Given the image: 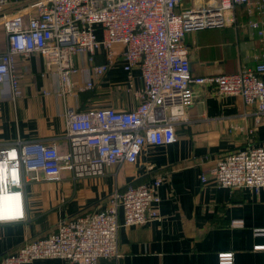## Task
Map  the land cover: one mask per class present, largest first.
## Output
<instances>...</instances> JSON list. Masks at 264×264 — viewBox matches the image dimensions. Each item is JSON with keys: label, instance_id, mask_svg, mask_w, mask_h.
Returning <instances> with one entry per match:
<instances>
[{"label": "built area", "instance_id": "2783aa9c", "mask_svg": "<svg viewBox=\"0 0 264 264\" xmlns=\"http://www.w3.org/2000/svg\"><path fill=\"white\" fill-rule=\"evenodd\" d=\"M238 6L245 8L248 25L261 43V60L234 73L194 75L186 34L236 25ZM0 25L7 42L0 53V83L9 81L13 99L22 94L18 56L42 55L47 69L58 75L57 93L66 96L93 89L95 80L115 67L120 54L127 75L124 91L136 102L129 109L68 110L65 152L54 141L19 139L0 145V199L16 201L13 207H0V222L24 218V185L40 180L41 173L56 181L64 170L77 178L102 175L108 166L136 163L147 145L172 142L177 123L194 102L195 85L211 84L218 94L240 96L244 104L264 113V0H0ZM98 56L104 61H97ZM80 73L86 77L83 84L75 80ZM163 180L158 175L114 189L103 207L61 220L54 232L26 242L3 256L0 264L44 258H58L63 264L117 260L122 225L159 219L158 190ZM201 180L207 177L202 175ZM214 181L229 189L264 187V143L222 154ZM219 264H233L232 252L220 253Z\"/></svg>", "mask_w": 264, "mask_h": 264}, {"label": "crops", "instance_id": "0c3cea01", "mask_svg": "<svg viewBox=\"0 0 264 264\" xmlns=\"http://www.w3.org/2000/svg\"><path fill=\"white\" fill-rule=\"evenodd\" d=\"M185 42L191 72L197 76L234 73L262 58L261 43L248 20L190 31ZM6 46L0 25V53ZM97 59L104 61L103 56ZM121 64L118 54L115 67L106 78L96 79L93 89L63 96L57 93L58 75L47 69L42 55L18 56L22 94L13 99L9 81L0 83V145L19 139L54 141L65 152L68 110L97 105L135 107L133 94L124 91L127 75ZM135 76L140 88L138 71ZM75 80L83 84L86 77L80 73ZM194 91V102L177 123L176 138L169 144L147 145L136 163L108 166L97 176L77 178L67 171L58 181L42 173L40 180L27 181L24 218L0 222V259L28 241L51 234L61 220L103 207L114 189L161 175L159 219L122 225L121 256L102 264H219L222 252H232L233 264H264V234H256L264 230V187L229 189L214 181L216 161L222 154L264 143V113L244 104L240 96L218 94L211 84L195 85ZM202 175L207 177L205 182ZM119 219L123 221L122 209ZM26 264L63 262L44 258Z\"/></svg>", "mask_w": 264, "mask_h": 264}, {"label": "trees", "instance_id": "16d2710c", "mask_svg": "<svg viewBox=\"0 0 264 264\" xmlns=\"http://www.w3.org/2000/svg\"><path fill=\"white\" fill-rule=\"evenodd\" d=\"M237 19L236 23H240L241 20H248L249 16L243 6H238L236 9Z\"/></svg>", "mask_w": 264, "mask_h": 264}, {"label": "bare ground", "instance_id": "6f19581e", "mask_svg": "<svg viewBox=\"0 0 264 264\" xmlns=\"http://www.w3.org/2000/svg\"><path fill=\"white\" fill-rule=\"evenodd\" d=\"M16 204L15 200H11L8 198H2L0 199V207L3 208H9V207H13Z\"/></svg>", "mask_w": 264, "mask_h": 264}, {"label": "rangeland", "instance_id": "374dc122", "mask_svg": "<svg viewBox=\"0 0 264 264\" xmlns=\"http://www.w3.org/2000/svg\"><path fill=\"white\" fill-rule=\"evenodd\" d=\"M106 75H107V74H106ZM106 75L103 76L102 79L106 78ZM100 79H101V78H100ZM102 79H101V80H102ZM101 106H103V105H97V106H93V107H101ZM68 172H69V171H68ZM65 173H67V171L64 170V171L62 172V174H65Z\"/></svg>", "mask_w": 264, "mask_h": 264}]
</instances>
